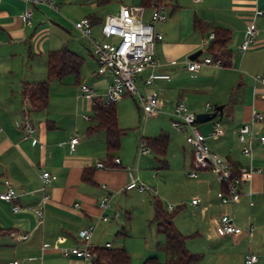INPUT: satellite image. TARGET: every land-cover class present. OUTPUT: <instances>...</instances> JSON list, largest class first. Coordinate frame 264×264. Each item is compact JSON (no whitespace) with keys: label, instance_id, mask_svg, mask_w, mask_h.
<instances>
[{"label":"crops","instance_id":"1","mask_svg":"<svg viewBox=\"0 0 264 264\" xmlns=\"http://www.w3.org/2000/svg\"><path fill=\"white\" fill-rule=\"evenodd\" d=\"M116 1L122 2L111 0L106 5L112 2L115 5ZM132 1L129 4L147 6L143 15V20L146 21L149 16L148 2L144 4L143 0ZM52 2L53 7L41 2L32 4L19 0H0V82H3L6 71L11 67L9 60L16 53L15 47H18L17 52L20 53L23 63L20 75L15 77L12 83L7 82L5 88L1 84L2 88H0V127L2 129L0 132V191L4 189L3 181L7 179L17 193L15 201H0V236L3 240L0 241V264H8L13 258L20 259L23 264H89L74 256H61L59 247L78 244L77 231L96 222L101 214L106 215L109 209L102 212L98 206L103 195L110 194L113 200L122 193L135 191V189L127 190L124 187L129 180L127 174L129 164H132L131 168H134L137 163V174L140 173L144 179L149 181H154L158 177L162 179L164 172L156 163L168 169L167 153L170 147L172 155L180 161L179 179L183 183L186 181L192 189L189 196L191 199L188 202L195 214L192 223L199 220V224L192 225L197 228L195 236L199 235V229L204 232L202 257L195 264H244V256L247 252L259 255V260L254 264H264L261 262V257L264 256L262 255L264 254V149L255 138L252 141L251 154L246 156L241 152V144L238 141V129L249 119L252 106H256L264 113V102L254 95L255 89L261 91L264 88L258 82L255 83L251 76L253 82L251 99H241L230 107L223 102L217 105L222 109L214 118L198 122L201 131L208 135L214 120H218L222 125L223 116L231 118V123L226 120L227 122L222 125L224 126L222 136L217 139H207L210 148L228 160L231 165L235 163L237 169L251 167L259 170L253 172L249 178H243L239 201L230 207L221 204L217 198L216 193L221 189L222 184L210 171L199 170L196 177H190L187 173L185 175L188 180H185L183 172L186 173L192 169L193 161L190 137L187 133L179 131L178 133L181 132L179 135L173 134L171 137L167 135V149L163 158H158L154 153L151 156L149 153L140 156L137 160L136 149L139 142L135 146V140L130 145V156L125 153L121 142L125 129L119 125V113L122 109L120 100L126 95L132 97L134 94H125L114 103L117 123L124 133L120 138L119 149L113 154L114 157L119 158L120 163L107 165L105 163L107 155L105 132L102 129L89 131L96 122L92 118V106L82 98L78 85L86 82L101 95L105 92L110 75L96 74V62L86 40L78 36L76 43L73 45L71 43L69 47L66 43L70 40L69 32L67 34L66 30L62 31L58 28L59 25L50 19L51 12L53 15L59 14L61 6L65 8L77 0H52ZM31 5L40 6L42 10L32 12L30 21L25 23L21 14ZM44 9L47 10L44 11ZM255 9L261 10L262 14L254 17ZM85 17L95 20L93 27L102 22V19L95 14ZM50 21L61 32L60 39L50 42L46 37L44 43L40 44V51L31 52L30 30L34 28V34L38 29L46 30ZM250 23H254L256 27L255 40L249 48L241 51L239 46L244 40ZM215 26L225 27L231 32L227 45L231 50L230 65L225 67L242 73L243 66L247 69L252 64L251 57H247V53L252 52V48L255 52L264 49V0H169L166 20L156 26V30L162 33V39L155 44V59L158 65L153 68L154 72L168 74L169 77L156 79L150 85L160 101L159 111L164 108L167 101L171 102L173 107V104L180 99L188 100V93H185V90L189 92L193 89L192 86L184 85L180 81V76H184L181 70L190 73L192 81L201 77L202 68L198 72H190L186 69L184 62L197 51L200 53L195 59L203 58L199 56L212 39L210 35L213 34ZM80 40L84 45L78 43ZM34 44L37 43L34 42ZM64 44L83 59L79 73L77 77L75 76V82L71 74L60 80H50L47 107L42 111L28 112L22 96L23 88L46 80V53L57 50ZM34 47L37 46L34 45ZM208 55L207 52L204 56ZM36 57L42 60L35 61ZM37 66L40 72L36 74L34 70ZM221 68L217 67V69ZM151 70L147 68L135 77V86L141 94L148 88L145 85V79ZM244 81L247 82V79ZM242 82V78H239V85H246ZM179 91L182 92L179 93ZM139 109L141 110L140 105ZM205 110L210 111V108H206V104L204 110L200 108L189 111L200 113ZM139 113L140 111L138 115ZM84 114L91 116V119H84ZM25 117L29 118L34 125L36 142L27 136L21 126ZM234 117L238 118L236 123L233 121ZM146 121L147 118L144 124ZM254 131L256 135H264V121L256 122ZM75 133L78 141L73 148H70L69 141ZM160 134L163 133L160 131L152 137ZM97 162H102L104 165L97 167ZM86 167L93 170V182L81 179L82 170ZM44 171L52 174L54 179L43 185L40 175ZM101 184H106V188H103ZM159 190L162 194H170L176 203L183 200L180 188L168 193H164L161 187ZM43 191L49 194V199L44 206L42 218H38L33 210L38 206ZM194 197L200 200L199 206L191 204ZM155 200L158 198L153 197L151 200L153 210L152 208L147 210L151 209V221L163 235V228L154 216ZM14 203L19 205L20 211L12 210ZM74 203H78V207H75ZM201 207L205 208L204 211ZM224 212L231 213L236 224L243 229L242 233L224 236L216 233L213 219ZM249 225L253 227L250 234L246 232ZM117 226V220L111 217L106 222H97L91 235V244L96 247L105 246V243H110V247L123 246L131 259V264H141L144 258L156 256L154 253L146 255L145 245L144 250H140L133 261L131 254L134 251L125 247V238L120 240L119 245H113L112 237L119 234L126 236ZM186 243L185 241V245ZM188 250L194 252L193 250L197 248L191 247ZM142 251L145 254H142Z\"/></svg>","mask_w":264,"mask_h":264},{"label":"built area","instance_id":"2","mask_svg":"<svg viewBox=\"0 0 264 264\" xmlns=\"http://www.w3.org/2000/svg\"><path fill=\"white\" fill-rule=\"evenodd\" d=\"M27 3L38 4L45 3L53 7L52 0H19ZM197 1V0H195ZM169 0H149L148 9L149 16L145 21L143 15L147 6L145 5H127L119 2L116 5V11L112 14H107L102 20L99 30L101 38L93 35V24L88 17L81 18L72 22L74 29L78 32L79 37L86 40L89 44L91 53L97 63L96 74L101 75L108 73L110 75L109 82L105 92L101 95L97 94L95 90L86 82L79 84V90L82 98L88 101L91 106L95 98H101L103 106H108L118 101L125 94H134L137 97L138 103L143 113L144 121L150 116H155L160 107V101L157 93L150 87L152 82L156 79H167L168 74L157 73L153 71L158 63L155 59V44L162 39V33L156 30V26L164 22L167 18V5ZM262 11L255 9L253 16H260ZM32 16L30 7H26L21 14V18L25 23H28ZM256 36V27L254 23H250L243 42L240 44L241 51L246 50L254 42ZM213 37V34L210 35ZM185 67L190 72H198L202 67L212 66L221 67L222 61L220 58H213L210 55L204 56L199 59H186ZM151 68V72L145 79V85L148 86L147 90L141 94L134 83L136 75L147 69ZM255 83H259L264 88V74H256L252 76ZM254 95L264 102V89L258 91L254 90ZM206 108H210V104L206 103ZM171 116V125L174 129L187 133L192 149V172L188 173L190 177H196L199 170L210 171L217 180L225 185V190L220 189L216 196L220 203L230 207L233 203L238 202L240 198V186L243 178H249L250 175L259 171L249 168L239 167L238 173L233 172L231 164L223 158L220 154L212 150L207 142L208 138L217 139L223 134V127L218 120H214L211 130L208 135L204 134L199 128L196 121L195 114L186 107L183 100L180 99L173 107ZM84 119L90 120L91 116L88 114L83 115ZM259 121H264V113H262L256 106L250 109V116L247 122L242 124L238 129V141L241 144V152L249 156L252 151V141L257 138L259 145L264 149V135H256L254 131V124ZM22 128L26 131L28 137L33 142L37 139L34 135V125L25 117ZM2 131L0 127V132ZM78 137L75 133L69 141L70 148H73L77 143ZM150 149L147 147L143 136L140 138L137 149L136 159L140 156L149 154ZM114 164H119L118 157L112 159ZM102 162H97V167H102ZM137 163L134 168L127 169L128 182L125 184V189H136L140 192L149 189L139 178L137 174ZM42 184L49 183L54 176L47 171L40 175ZM4 189L0 191V201H15L17 193L12 186L11 182L7 179L3 181ZM106 188V184H101ZM49 199V194L44 192L41 195L38 206L34 208V213L38 218H42L43 209ZM191 204L199 206L200 200L197 197L192 198ZM78 207V203H74ZM98 206L102 212L111 207L110 194L103 195ZM204 207L201 210L204 211ZM14 212L20 211L18 204L14 203L12 206ZM167 211L174 210L170 204L167 205ZM118 216L114 213V217ZM110 216L101 214L97 221L87 227L80 228L77 231L78 244L73 246L59 247V253L63 257L74 256L82 259L84 262L92 263L97 258L95 251L96 246L90 242L92 232L97 222H106ZM215 231L218 235H239L243 229L236 224L231 213L224 212L219 214L213 219ZM253 227L249 225L246 229L248 234L251 233ZM105 247H110V243H105ZM264 258V256H263ZM259 260V255L247 252L244 256V264H254ZM8 264H23V261L13 258Z\"/></svg>","mask_w":264,"mask_h":264},{"label":"rangeland","instance_id":"3","mask_svg":"<svg viewBox=\"0 0 264 264\" xmlns=\"http://www.w3.org/2000/svg\"><path fill=\"white\" fill-rule=\"evenodd\" d=\"M119 1L129 4L132 0ZM118 3L119 2L116 1L115 5L113 4V2L109 5H100L98 4L97 0H77V2L68 4V6L65 8L61 6L59 14L55 13V15H53L51 12V15L54 17L50 16V19L53 21V23L59 25L58 28H60L62 31L66 30L67 34L69 32L68 39L70 37V40H68V42L66 43H68V46L70 47L71 43L72 45L76 43V40L79 36L78 32L74 29V27H72V22L80 20L81 18H84L85 16L91 14L97 15L98 18H101L103 20L107 14H112L116 11L115 7ZM30 9L32 10V12L42 10L41 7L37 5L36 7H33V5H31ZM46 10L44 9V11ZM48 23L50 24L46 30L38 29L35 34L33 33L34 28L30 30L29 35L31 36H29V45L31 52L35 50L40 51V44L44 43L46 37L49 38L50 42L56 39H60L59 35L61 34V32L57 29V26L55 27L54 24H51V21ZM101 24H97L93 27V35L98 38H101L99 34V28ZM82 40H80V42L78 41V43L84 45ZM34 42H36L37 44H34ZM34 45H36L37 47H34ZM232 46H234V44ZM206 48L207 47L203 48V51L199 56L200 58L204 57V55L207 53ZM15 49V55L9 60L11 67L6 71L3 82H0V88H2V86L5 88L7 82L12 83L15 77L19 76L22 72V57L20 56V53L17 52L19 50L18 47H15ZM250 52L251 51L247 53V57H251L252 64L249 65L250 67L247 69H244L245 66H243V68H241L242 73L236 72L230 67H220L221 69H217V67L207 66L202 67V69L200 70L203 73L201 77L197 80L192 81L193 79L190 77V73L185 70H181L184 76H180V81H182L184 85L192 86L193 89L189 92L185 90V93H188L189 97L188 100L182 99L186 107L191 111H195L196 109L200 108H203L204 110V106L208 102L210 104V111H212L215 106L221 105L223 102L227 107H230L235 105L236 101H239L241 99H251L253 91V82L251 76L256 74H264V49L255 52L254 48H252V52ZM40 60H42V58L36 57L35 61L39 62ZM38 68L39 66H37V69L35 68L34 73L37 74L40 72ZM141 73L142 72H139V75ZM71 76L73 77L75 82V75L71 74ZM239 78H242V83L248 86L246 87V85H239ZM245 78L247 79V82L244 81L246 80ZM74 82H72L73 85H75ZM181 92L182 91H179V93ZM120 103H122V109L119 113V125L125 129V134L122 136L121 142L125 148V153H128V156H130V145L132 141L135 140V146H137V142H139L141 136L152 137V135H156L160 133V131L163 134L170 135V137L173 134L179 135L181 133H178L179 131L174 129L171 125L169 114L172 112L175 105L173 104L172 107L171 102H165L164 108L160 109V111L158 112L159 114L155 117H148L145 124L143 114L139 109L136 95L132 97L126 95L120 100ZM139 111L140 113L138 115ZM193 113L197 114V112ZM226 120H229V123H231V118L223 116L222 125L224 124V122H227ZM233 121L236 123V121H238V118L234 117ZM198 125L200 128L199 123ZM184 144L187 147V144ZM150 153L152 156L153 152ZM167 157L169 161L168 169L161 167L160 163H156L164 172L162 179L158 177L154 181H149V179H144L139 173L140 180L147 187H149V189L143 192L135 189V191L131 193H122L120 196L114 197L113 200L111 199V207L106 212V215L117 220V228H119V230H123V233L126 235L123 236L122 234H119L115 237H112L113 245H119L121 242L120 240L122 238H125V247L128 250L130 249L131 251H134L131 254L133 261L134 259H136L138 252H140V250H144L145 245L146 255L149 253H154L160 261L164 262L165 260H167L166 253L162 248L164 236L161 235L160 232L156 229V224L151 221V209L147 210V208H152L153 206L151 204V200L153 199V197L158 198L165 210L168 204L172 205L174 208L181 207V209L176 213L174 217L175 226L183 234L189 236L186 240L187 249L196 247L197 250H193L195 253H201L203 251L202 249L204 247V232L199 229L198 231L200 236H195V231L197 228L192 225L199 224V220L197 219L196 221H194V223H192V219L195 217V214L193 213L192 207H190V205L188 204L191 199V197L189 196L192 193V189L191 187H189L186 181L183 183V181L179 179L178 172L180 161L178 158L172 155L171 147L167 153ZM131 165L129 164L128 168H131ZM190 172H192V169L189 172H183V174L185 175ZM184 178L185 180H188L186 175ZM160 187L164 193H168L171 190L175 192L177 188H180L181 194H183V200H181L180 203H176L175 200L172 199L170 194H162L159 190ZM114 213L118 214L116 218L114 217ZM159 225L164 228L162 222H159ZM0 241H3L1 236ZM156 246L158 248H156ZM141 253L145 254L144 251H142ZM261 262H264L263 257H261Z\"/></svg>","mask_w":264,"mask_h":264},{"label":"trees","instance_id":"4","mask_svg":"<svg viewBox=\"0 0 264 264\" xmlns=\"http://www.w3.org/2000/svg\"><path fill=\"white\" fill-rule=\"evenodd\" d=\"M111 0H97L98 4L105 5ZM149 0H143L146 4ZM89 18V17H88ZM93 24L95 20L89 18ZM231 38L229 29L221 26L213 28V37L209 41L206 51L213 58H220L222 66L230 65L231 50L227 47ZM83 59L77 53L71 51L66 44L57 50L46 53V75L45 81L38 82L32 86H25L22 91L23 99L26 102L28 112L42 111L47 107L49 96V81L52 79H62L68 74L79 73ZM93 116L96 124L89 128L90 132L102 129L105 132L106 160L107 165H111L113 154L119 149L120 138L124 130L118 126L114 103L103 106L101 98H95L92 104ZM150 152L158 158H163L166 154L168 136L160 134L157 137H144ZM163 161V159H162ZM229 162V161H228ZM233 172L238 173L237 165L232 163ZM93 170L86 167L82 170L81 179L87 182L92 180ZM222 190L225 185L222 184ZM181 207H176L172 211H167L162 207L159 200L154 201V216L163 223L162 233L164 242L162 248L166 253L167 260L160 261L156 256H148L141 264H195L201 257V253L191 252L186 248L185 241L188 236L181 233L175 226L174 217ZM97 258L91 264H131V259L123 246L120 247H96Z\"/></svg>","mask_w":264,"mask_h":264},{"label":"water","instance_id":"5","mask_svg":"<svg viewBox=\"0 0 264 264\" xmlns=\"http://www.w3.org/2000/svg\"><path fill=\"white\" fill-rule=\"evenodd\" d=\"M199 53L200 51L194 52L193 54L189 56V59L190 60L195 59ZM221 109H222L221 106H215L212 111H204V112L197 113L195 114L196 121L203 122L205 120H210L214 118L217 115V113L221 111Z\"/></svg>","mask_w":264,"mask_h":264}]
</instances>
